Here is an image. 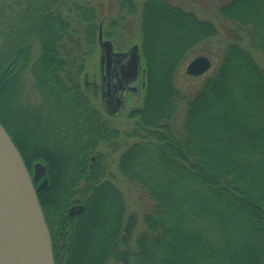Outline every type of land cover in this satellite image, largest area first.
Segmentation results:
<instances>
[{"label":"trees","instance_id":"16d2710c","mask_svg":"<svg viewBox=\"0 0 264 264\" xmlns=\"http://www.w3.org/2000/svg\"><path fill=\"white\" fill-rule=\"evenodd\" d=\"M119 7L139 13L143 58L155 53L148 35L158 20L167 32L180 29L169 39L178 42L164 58L162 86L147 80L141 106L128 111L135 118L128 133L85 85L98 54L94 0H0V122L30 171L37 160L47 166L37 196L54 264H264V68L252 55L264 53V0L218 7L229 37L189 96L175 73L219 28L167 0ZM151 90L163 107L148 112ZM123 145L118 172L152 201L140 230L114 184L112 156ZM74 204L83 210L68 213Z\"/></svg>","mask_w":264,"mask_h":264},{"label":"water","instance_id":"95a60500","mask_svg":"<svg viewBox=\"0 0 264 264\" xmlns=\"http://www.w3.org/2000/svg\"><path fill=\"white\" fill-rule=\"evenodd\" d=\"M98 44L101 97L106 111L114 114L120 111L128 89H138L139 47L134 43L126 51H115L112 41L103 38L101 28ZM211 66V58L200 54L186 64L185 71L198 76ZM113 70L118 73L116 82L111 80ZM128 83L131 87L127 89ZM94 85L97 87V83ZM32 169L31 173L0 122V264H54L52 241L37 196L48 184L47 167L42 161H36ZM82 210L80 204L68 208L70 214Z\"/></svg>","mask_w":264,"mask_h":264},{"label":"rangeland","instance_id":"374dc122","mask_svg":"<svg viewBox=\"0 0 264 264\" xmlns=\"http://www.w3.org/2000/svg\"><path fill=\"white\" fill-rule=\"evenodd\" d=\"M121 0H94V3L97 7V10L99 11V18L100 23L104 22L105 24H102L103 32L109 30L111 33L110 36H107L115 45L116 49H125L129 47L132 43L138 42L139 40V24H140V16L138 12H130V14H127V12L124 10H121L119 7V3ZM137 6L141 5L144 0H133ZM171 4H175L179 7H181L184 10L192 11L195 13V15L200 19H207L214 22V24L219 28L218 35L213 38L209 39L207 41L202 42V44L199 46L197 45L195 48V51H193L191 54H188L181 62L180 66L177 69V72L175 73V80H176V87L179 88L180 93H186L185 95L191 94L201 85V82L204 79V75L202 74L201 77H187V74L185 73V67L186 64L195 56L199 54H204L211 58L212 60V66L211 68H214L216 66V60L218 59L222 45L227 41L229 37V33L227 29L221 25V22L217 19L216 13L218 7L229 1V0H167ZM134 7V6H133ZM126 8V7H125ZM120 16H124L121 20H119ZM112 19H118L119 23L115 25V23L112 22ZM111 21V22H110ZM159 21V20H158ZM156 22L158 24L157 29L153 30L156 32L151 35V44L155 47V57L154 54H151V51H153L154 48H151L150 51L149 47H147V43L144 40V47L145 50H147V59L143 58L141 56V67H142V79L144 80V86H141V90L137 94H130L128 96L127 104L125 105V108L121 114H118L114 117H109V121L114 124L117 128H119L123 133L129 132L133 125L134 117L128 116V111L131 109H134L136 107L141 106L142 104V98L144 93V99L146 96L145 92V85L146 81L148 80L150 84L157 86H162L163 81L165 79V67L168 64V59L165 61L164 58L167 54V51L170 52L173 46H177V42L175 41L173 44H168L169 39H174L179 32L180 29L175 30H169L167 32V28L163 27L161 24V19L159 22ZM110 22V23H109ZM109 24V26H108ZM146 27V25H144ZM105 35V34H104ZM106 36V35H105ZM166 36L167 39L165 38ZM145 38L147 39V34L145 32ZM143 39V38H142ZM170 40V41H171ZM141 41L138 43L139 47H141ZM202 49V50H201ZM99 53V48H98ZM252 55L254 56L255 60L258 62L260 66L264 68V53L253 51ZM211 68L209 70H211ZM100 67H99V54L96 55L95 59L89 64L88 67V80H93L94 82L100 81ZM174 73V72H173ZM30 94L32 96L31 100L32 102L36 103L38 101V97L36 93H34L32 90V84L30 82L29 84ZM200 88V87H199ZM92 89H90V93H92ZM154 94L153 91H150V94H148L146 101H147V107L146 110L148 112L151 111V109H158L161 105V93L160 94ZM189 96V95H188ZM95 104L97 106H100L102 108V103L100 99V93H96V99ZM186 105V99L182 98L179 102L178 106V116L182 114L184 107ZM163 105L161 106V108ZM150 109V110H149ZM123 141L127 144H130L131 142L135 141L133 137L126 136L124 137ZM126 145H123L120 149L116 150L113 153L112 161H113V172L116 174V180H114V184L124 193L126 198V204L127 208L131 212H135L138 219V225L137 228L140 230L142 228V215L150 210L152 206V201L148 198H142L141 194L139 193L138 188L131 182L127 181L124 176H122L118 170H117V161L118 158L125 148ZM104 149L105 146L103 147ZM103 149V150H104ZM107 150V149H106ZM38 161V160H37ZM34 164V162H33ZM32 164V166H33ZM32 169V167H31ZM33 170V169H32ZM31 170V171H32ZM136 229V231H138ZM135 231V232H136Z\"/></svg>","mask_w":264,"mask_h":264},{"label":"flooded vegetation","instance_id":"af4514ba","mask_svg":"<svg viewBox=\"0 0 264 264\" xmlns=\"http://www.w3.org/2000/svg\"><path fill=\"white\" fill-rule=\"evenodd\" d=\"M104 38H107V37H104ZM113 46H114V44H113ZM114 50L115 51H126V50H128V47L127 48H125V49H116L115 48V46H114ZM99 66H100V64H99ZM100 70V69H99ZM117 72H116V70H113V72H112V82H116L117 81ZM142 71L140 72V75H139V81H138V89H137V91H131V90H129L128 88L129 87H131V84L130 83H128V84H126L125 85V87H127V89H128V91L126 92V94H125V98H124V103H123V105L121 106V108H120V111L119 112H117V113H114V114H110V113H108L107 111H106V109H105V106H104V103H102V110L105 112V114L107 115V116H109V117H114V116H116V115H118V114H121L122 112H123V110H124V108H125V105L127 104V100H128V96L130 95V94H137V93H139L140 92V90H141V86H144V80L142 79ZM100 82H101V71H100V81L98 82H94L93 80H90V81H88L87 82V84H85L89 89H92V91H93V93H94V96H95V98H96V93H100V99H101V101L103 102V100H102V97H101V88H100V86H99V84H100ZM95 83H97V87H95ZM121 95V91L119 90V92H118V95ZM132 94V95H133ZM132 110V109H131ZM92 159H94V157H92ZM47 167V166H46ZM47 173H48V169H47Z\"/></svg>","mask_w":264,"mask_h":264}]
</instances>
